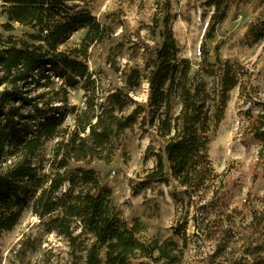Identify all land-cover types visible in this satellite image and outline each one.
<instances>
[{"label":"trees","instance_id":"1","mask_svg":"<svg viewBox=\"0 0 264 264\" xmlns=\"http://www.w3.org/2000/svg\"><path fill=\"white\" fill-rule=\"evenodd\" d=\"M76 1L2 0L0 234L29 210L46 233L66 242L69 264H183L189 214L171 227L170 236L142 239L141 221L120 216L111 188L92 164L112 161L127 128L152 127L163 143L150 151L155 163L144 174L143 185L174 182L180 189L172 193L175 199L189 202L216 175L209 144L235 86L241 98L257 106L255 115L247 111L249 130L259 140L258 158L264 162V96L254 100L257 88L241 80L239 66L222 59L217 47L214 60L209 59L207 43L226 17L229 1L204 2L211 13L199 67L190 74V61L180 55L173 33L170 0H164L151 25L161 38L159 45L147 50L141 63L122 68L115 57L125 43H116L106 63L118 80L108 89L87 61L90 47L109 37L112 29ZM16 25L22 28L20 34ZM79 29H84L82 38L70 43ZM244 39L248 44L264 39V12L249 22ZM143 83L144 101L136 97ZM78 84L84 97L81 107L69 100V88ZM68 114L74 116L72 126L64 124ZM224 231L228 236L230 230ZM256 241L247 259L224 256L226 242L220 240L206 263L264 264V240Z\"/></svg>","mask_w":264,"mask_h":264},{"label":"rangeland","instance_id":"2","mask_svg":"<svg viewBox=\"0 0 264 264\" xmlns=\"http://www.w3.org/2000/svg\"><path fill=\"white\" fill-rule=\"evenodd\" d=\"M205 1L170 0L173 33L180 55L190 61V74L199 67L200 44L211 13ZM228 1L226 17L207 43L209 59L214 60L217 47L222 59L239 66L241 80L257 88L254 100H261L264 96V39L248 44L244 33L249 22L264 12V0ZM76 2L112 29L109 37L90 47L87 61L89 69L102 78L105 88L118 80V74L106 63V56L116 43H125L123 52L115 57L122 68L141 63L143 54L159 45L161 38L157 31L152 32L151 25L154 14L163 10L164 0ZM2 4L0 0V23L6 19ZM21 31L16 25V33ZM83 34L84 29L74 31L69 42H79ZM80 87L78 84L69 88V100L77 107H81L84 100ZM136 97L146 99V83ZM248 110L255 115L257 106L241 98L239 87L235 86L229 92L223 118L209 144L208 154L216 175L189 202L180 203L175 199L172 193L180 189L174 182L153 181L143 185L144 174L155 163L150 151L157 150L163 143L152 127L135 124L127 128L122 136L123 145L112 161L106 164L97 160L92 164L102 182L111 188L120 216L128 222L135 218L141 221L142 239L170 236L171 227L184 214H189L183 264H207V256L216 252L220 240L226 242L222 249L224 256L233 257L248 256L256 240H264V162L258 158L259 140L249 130ZM73 118V114H68L64 124L72 126ZM214 190L216 200L209 204ZM254 216L263 218L254 219ZM225 229L230 230L226 237ZM220 257L221 253L216 259ZM0 264H69L68 246L55 233H46L39 218L26 210L11 230L0 234Z\"/></svg>","mask_w":264,"mask_h":264}]
</instances>
